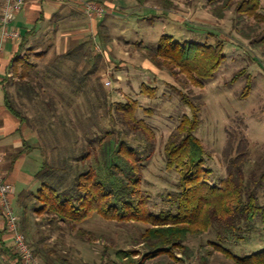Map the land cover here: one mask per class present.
<instances>
[{"label":"trees","instance_id":"trees-1","mask_svg":"<svg viewBox=\"0 0 264 264\" xmlns=\"http://www.w3.org/2000/svg\"><path fill=\"white\" fill-rule=\"evenodd\" d=\"M97 1L105 8H125L118 0ZM134 1L140 5L146 2ZM161 1L165 9L174 6L171 0ZM232 3L226 0L222 9L230 10ZM260 5V0H241L237 12L264 24ZM61 28L60 21L52 20L47 28L35 26L26 33L2 84L7 110L34 134L33 140L24 141L21 154L33 155L36 184L13 200H17L21 232L42 263L66 264L67 259L57 256L56 248L48 244L58 231L70 230L78 240L96 243L95 234L80 227L95 217L146 226L136 239L140 249L116 252V259L125 264H147L162 256L191 258L190 237L211 229L219 240H250L257 221L264 222V204L259 197L264 190V171L247 167L251 163L248 154L240 151L228 160V176L213 183L205 146L196 136L201 109L183 97L192 116L183 117L165 147L167 168L177 171L180 179L177 189L167 195L169 207L154 212L143 188L146 165L156 151L154 129L138 117L136 100H111L90 36L77 40L64 54L58 53ZM98 29L99 43L105 48L100 23ZM143 49L155 65L165 63L171 77L177 75L176 68L200 86L214 79L225 60L223 45L179 42L171 36H163L156 48ZM63 84L69 92L58 88ZM250 91L248 84L242 98L249 97ZM143 92L151 97L156 94L146 85ZM80 96L87 100L86 113L74 105ZM58 241L63 242L61 237ZM214 245L235 264H264V250L240 257ZM10 249L12 259L18 261ZM106 258L104 254L100 264H118Z\"/></svg>","mask_w":264,"mask_h":264},{"label":"rangeland","instance_id":"rangeland-1","mask_svg":"<svg viewBox=\"0 0 264 264\" xmlns=\"http://www.w3.org/2000/svg\"><path fill=\"white\" fill-rule=\"evenodd\" d=\"M118 1L120 6L125 5L124 9L106 7L105 15L96 18L87 16L75 1L59 19L62 28L57 37V51L64 54L70 50L79 40L75 38L82 36L85 25L96 24V31L90 35L91 49L100 57L104 86L111 93V100L123 103L136 100L140 106L138 117L156 133V151L146 165L143 185L151 198V209L159 213L169 207L167 195L177 189L180 179L177 171L167 168L165 147L183 117L192 116L183 97L201 109L196 136L205 146L213 183L228 176V160L240 151L248 154L251 163L247 167L264 171V24L237 12L241 0H233L232 8L227 11L222 9L226 0H171L174 6L169 9L164 8L161 0H146L144 5L134 0ZM260 4V12L264 14V0H260ZM99 23L105 48L98 40ZM163 36H171L179 42L223 45L225 60L214 79L200 86L179 69L175 68L177 75L171 77L165 63L155 65L143 47H158ZM240 72L242 76L234 80ZM248 84L251 85L250 95L244 99L242 94ZM143 85L155 89V96L145 94ZM65 87L64 84L58 86L69 92ZM74 105L79 112L86 113L88 106L84 96L77 97ZM259 197L264 204V190ZM16 201L13 200L14 210ZM80 227L93 232L98 241L84 243L70 230L58 231L48 240L50 247L56 248L57 256L67 259L66 264H100L104 254L106 260L125 264L116 259V252L140 249L136 239L146 229L142 224H119L100 217ZM33 229L36 232L35 227ZM0 232L7 233L4 229ZM3 235L0 236V264L6 258L12 259ZM59 237L63 242L58 241ZM214 243L240 257L264 250V222L257 221L250 240L237 241L232 237L219 240L217 232L211 229L203 235L190 237L187 245L192 250L191 258L178 255L181 259L177 260L162 256L147 264H235Z\"/></svg>","mask_w":264,"mask_h":264},{"label":"crops","instance_id":"crops-1","mask_svg":"<svg viewBox=\"0 0 264 264\" xmlns=\"http://www.w3.org/2000/svg\"><path fill=\"white\" fill-rule=\"evenodd\" d=\"M23 2L24 5L15 23V28L19 32V39L6 42L4 50L0 54V172L15 186L17 197L32 189L36 184L32 162L33 155L21 154L24 141L33 140L34 134L22 126L19 119L7 110L2 84L9 76L10 66L20 49L24 35L30 33L35 26H39V29L42 30L49 26L50 21L55 19L60 21L61 16L66 14V11L76 3L75 0H23ZM87 25L83 29L82 36L73 37L82 39L84 35L90 36L94 33L96 24ZM1 36L0 25V38ZM0 229H4L3 220H0ZM3 241L7 247L12 246V238L9 234L3 235Z\"/></svg>","mask_w":264,"mask_h":264},{"label":"built area","instance_id":"built-area-1","mask_svg":"<svg viewBox=\"0 0 264 264\" xmlns=\"http://www.w3.org/2000/svg\"><path fill=\"white\" fill-rule=\"evenodd\" d=\"M80 9L89 17H102L106 8L97 1L75 0ZM23 0H0V25L2 36L0 38V54L4 50V44L8 41L19 39V32L15 28L16 18L20 13ZM110 85V82H107ZM16 194L15 186L6 181L0 172V212L6 224L7 234L12 238V250L18 256V261L6 258L4 264H40L33 250L21 232L20 220L13 208V198Z\"/></svg>","mask_w":264,"mask_h":264}]
</instances>
